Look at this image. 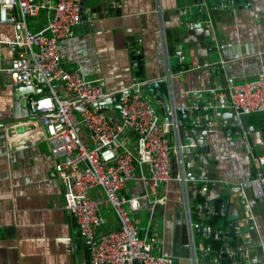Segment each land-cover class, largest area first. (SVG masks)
<instances>
[{
	"label": "crops",
	"instance_id": "1",
	"mask_svg": "<svg viewBox=\"0 0 264 264\" xmlns=\"http://www.w3.org/2000/svg\"><path fill=\"white\" fill-rule=\"evenodd\" d=\"M221 2L85 0L84 17L74 36L61 42L65 68L100 79L105 90L116 95L130 85L134 74L154 78L171 73V79L162 83L165 89L161 84L153 87V93L145 90L163 122L174 105L186 107L185 112L179 111L183 114L196 111V103L208 109L209 117L199 114L197 125L190 116L175 122L177 128L170 133L171 142L181 145L172 154L173 174L190 164L193 177L186 184L176 179L162 184L156 195L159 202L143 198L141 208L131 212L139 236L174 264L218 263L217 253L207 256L202 251V232L191 225L209 224V216L198 210L199 203H206L218 216L223 250L230 240L240 243L226 232L238 226L251 263L264 264V197H255L251 189V180L259 172L264 174V166L256 162L264 153V111L246 113L247 125L234 131L233 107L220 103L228 93L229 77L249 82L264 64V0H239L236 7ZM204 12L207 25H202ZM50 16L51 10L43 9L28 24L33 31L44 30ZM13 35L12 25L0 24L1 39ZM133 50L142 54L141 69L132 63ZM10 56L6 48L5 60ZM204 63L212 65L192 69ZM16 86L6 72H0V264H90L87 241L65 207L63 185L53 175L49 144L29 141L34 130L12 137L32 123L15 119ZM209 98L214 103L209 104ZM112 111L118 113V108ZM195 125L200 128L196 139L208 145H196L195 153L187 154L185 144H196ZM128 137L137 152V134L132 131ZM136 173L122 194H144L140 170ZM225 206L227 212H217ZM105 217L104 229L119 227L112 208ZM232 248L227 247L226 253Z\"/></svg>",
	"mask_w": 264,
	"mask_h": 264
},
{
	"label": "built area",
	"instance_id": "2",
	"mask_svg": "<svg viewBox=\"0 0 264 264\" xmlns=\"http://www.w3.org/2000/svg\"><path fill=\"white\" fill-rule=\"evenodd\" d=\"M81 2L0 0V24L14 28L12 38H0V72H6L15 85L41 88L40 94L30 98V107L39 118L32 120L26 132L34 130V134L26 137H31V142L49 144L53 175L63 185L65 207L87 241L90 264H174L172 258L156 253L153 244L139 236V225L131 212L141 208L143 198L159 202L156 195L162 184L172 179L186 184L193 177L190 164L176 175L172 167V154L181 145L171 142L170 133L177 128L176 113L185 112L187 108L172 106L171 121L163 122L145 90L148 85L170 80L172 74L154 78L134 74L130 85L120 92L118 113L112 111L114 107H87L78 112L75 107L82 100L95 103L116 95L106 91L100 79L86 77L80 70H69L63 65L61 42L74 36L81 22ZM43 9L51 10L48 24L44 30L33 31L28 20ZM6 48L11 53L9 61L4 57ZM183 59L180 57L181 61ZM211 65L204 63L192 69ZM226 102L246 113L264 111V64L257 78L249 82L238 83L229 77L228 93L220 98L222 105ZM194 108L201 106L196 103ZM132 131L138 136L137 152L129 142L128 133ZM19 135L21 133H13L12 137ZM256 162L264 166V153ZM138 169L144 194H122L121 191L136 179ZM251 189L255 197H264L263 173L259 172L251 180ZM202 190L206 192L208 186L204 184ZM197 206L206 216L213 215L206 203ZM109 208L118 217V228L104 229L105 212ZM191 225L199 230L204 226ZM205 227L207 238L218 237L213 234L212 226ZM232 232L240 243L227 253L225 250L231 258L227 264H252L239 227L234 226ZM201 249L205 254L210 252L209 247ZM218 258L215 261L222 264Z\"/></svg>",
	"mask_w": 264,
	"mask_h": 264
},
{
	"label": "water",
	"instance_id": "3",
	"mask_svg": "<svg viewBox=\"0 0 264 264\" xmlns=\"http://www.w3.org/2000/svg\"><path fill=\"white\" fill-rule=\"evenodd\" d=\"M239 3V0H224L223 2H221V4L225 5V6H230V7H236ZM81 5H82V13H81V19L84 17V11H85V0H82L81 2ZM199 12H202V10H200ZM207 17H208V13H205L204 12V18H205V22L202 23V25H207ZM201 24V23H200ZM199 25V24H198ZM131 59H132V63L134 66H138L140 69H141V62H142V54H138L137 51L133 50L131 51ZM163 82H158L156 84H152V85H148L147 88H148V91L152 92L153 91H156L153 87L154 86H159L161 85ZM162 88L165 89V85L162 84L161 85ZM41 92V88L37 87V86H34V85H18L15 87V119H17V121H23V120H34V119H37L39 118V115L35 114L31 107H30V99H29V95H37V94H40ZM24 96H27L24 98ZM119 101V95H113L112 97H109V98H105L99 102H89V101H86V100H82L80 102L77 103L75 109L78 111V112H82L84 111L87 107H92V108H104V107H109L107 106V104L109 105H112L111 107H115V108H120V103L118 102ZM208 103L209 104H212L214 103L211 98L208 99ZM113 104H115V106H113ZM204 105V104H203ZM203 105L201 106L200 109H196V111H191V110H188L187 111V114H183L181 112H177L176 115H175V122H178V123H181L182 120L184 118H189L191 116V118L193 119V121L195 122V124L197 125V121L195 120L199 114H203L205 115L206 117H209V114H206V110L203 109ZM171 107V106H170ZM169 107V109H170ZM168 112V109L164 111L165 114H167ZM233 112H234V120H235V130L234 131H240V126L241 124H245L247 125V118H246V112L242 109H236V108H233ZM193 114H195L193 116ZM53 115V114H52ZM171 116L168 114L167 115V119H166V122H169L171 121ZM24 123V122H22ZM195 125V131H193V134H194V141L196 142L195 146L193 145H189V144H185V148H184V152L187 153V154H191V153H195L196 149H197V146L196 145H203V147H207L208 143H204L203 140L201 141L199 139H196L197 138V131L200 129L198 127H196ZM30 129V126L28 129H23V127H21L19 130L17 129V131L21 134L23 133H26L28 130ZM202 129V127H201ZM28 140L30 141L31 140V137L28 138ZM25 141V140H24ZM224 203L226 204L227 202V199H224L223 200ZM213 207V205H210ZM224 213V212H227V208L226 206L223 208V210H221L219 207L217 208V212L218 213ZM231 225H232V222H231ZM207 230V227L205 226H202L201 228V231H206ZM222 236V235H221ZM239 244V242L237 241H228L227 244H226V248L229 247V246H233V247H236L237 245ZM224 248V250L226 249ZM135 264V263H134Z\"/></svg>",
	"mask_w": 264,
	"mask_h": 264
},
{
	"label": "trees",
	"instance_id": "4",
	"mask_svg": "<svg viewBox=\"0 0 264 264\" xmlns=\"http://www.w3.org/2000/svg\"><path fill=\"white\" fill-rule=\"evenodd\" d=\"M207 222L209 223L210 226H212V230H213V234L214 235H218L217 239H215L216 237L211 236L209 238H207L205 236V233L203 231H201V236L203 238V241L205 243L206 247L210 248V253L207 254V256H213V252L218 254V257L223 261V263H228L230 261V257L225 254L223 251V234L221 233L219 228H223L222 226L219 225V219L218 216L216 214H213L212 216L209 217V219H207ZM228 231V236H231L233 239L235 238L234 233L232 232V229H226V232ZM220 234L222 236H220Z\"/></svg>",
	"mask_w": 264,
	"mask_h": 264
}]
</instances>
